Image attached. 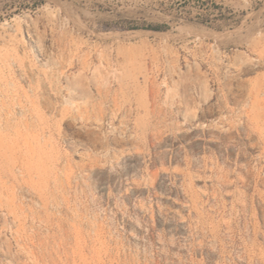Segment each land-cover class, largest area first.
<instances>
[{"label": "rangeland", "instance_id": "obj_1", "mask_svg": "<svg viewBox=\"0 0 264 264\" xmlns=\"http://www.w3.org/2000/svg\"><path fill=\"white\" fill-rule=\"evenodd\" d=\"M0 264H264V0H0Z\"/></svg>", "mask_w": 264, "mask_h": 264}, {"label": "bare ground", "instance_id": "obj_2", "mask_svg": "<svg viewBox=\"0 0 264 264\" xmlns=\"http://www.w3.org/2000/svg\"><path fill=\"white\" fill-rule=\"evenodd\" d=\"M239 52H241V51H239ZM245 53L241 52L239 55L237 54L239 56L240 60L242 61V63L247 62V61H251L254 59L252 56H249L248 54H245ZM237 55H236V57L238 58ZM49 61H50V59H48V61H46V63H49ZM103 68H104V64L102 62L97 64L95 66V69L93 72L94 75L92 77H89L88 75H86L85 71L80 70L77 74L74 75L73 79L69 80L70 86H68V88L70 89V92L75 95V93L77 94V89L81 88L82 89V95H85L87 97L91 96L92 90H91V87L89 86V81H98L99 79L105 80L106 78H105L104 74L102 73ZM196 68L200 72L201 67L198 63H196ZM198 78H199L200 85L202 87L203 95H202V99L200 102H197L196 100L192 101L191 99L188 98V100H187L188 111L187 112H188V115H190L191 117H193V116L196 117V115H198L197 114L198 111L200 110V108H202V105L204 103L208 102V100L210 99L211 94H212L211 89L209 87L208 77L203 72H201L198 75ZM171 91H172V89H171ZM170 94H171V92H170ZM78 95H80V94H78ZM68 99H70V98H68ZM66 101L68 103H73L71 100L66 99Z\"/></svg>", "mask_w": 264, "mask_h": 264}, {"label": "built area", "instance_id": "obj_3", "mask_svg": "<svg viewBox=\"0 0 264 264\" xmlns=\"http://www.w3.org/2000/svg\"><path fill=\"white\" fill-rule=\"evenodd\" d=\"M104 127L107 131L109 132H117L119 135H125V132L123 133L122 131L118 130L116 128V125L113 123L112 118L111 117H107L105 119V123H104ZM127 131V130H126Z\"/></svg>", "mask_w": 264, "mask_h": 264}]
</instances>
